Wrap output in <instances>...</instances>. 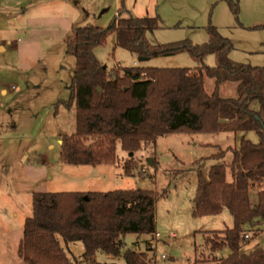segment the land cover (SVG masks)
I'll use <instances>...</instances> for the list:
<instances>
[{
	"label": "trees",
	"instance_id": "trees-1",
	"mask_svg": "<svg viewBox=\"0 0 264 264\" xmlns=\"http://www.w3.org/2000/svg\"><path fill=\"white\" fill-rule=\"evenodd\" d=\"M228 1L237 14L236 5ZM160 24L158 16L136 18L120 8L106 28L72 29L65 54L74 59L75 67L65 106H74L75 131L62 137L59 161L67 166L114 165L118 145L122 151L137 152L159 137L175 133L254 132L258 143L243 135L238 148L219 150L211 157L218 163L209 168L206 177L202 170L197 172L192 214L205 217L226 208L233 227L205 232L204 245L212 255L227 250V256L200 258L192 264H264V248L242 252L249 240L244 238L248 229L264 225V67L230 60L232 43L212 26L206 30L207 43L201 46L179 42L152 47L146 34ZM262 28L264 25L254 29ZM110 35H115L116 47L138 58L186 52L199 67L108 71L94 50ZM209 55L216 58L214 67L203 65ZM207 82H212L211 91L206 89ZM229 151L230 162H220ZM127 172L125 165L129 176ZM158 197L145 190L33 193L32 215L24 222L17 255L25 264H101L94 262V256L98 252L119 256L126 235L156 234ZM60 241L65 246L81 243L82 260L70 259ZM124 260L126 264H149L144 254L133 250L124 253Z\"/></svg>",
	"mask_w": 264,
	"mask_h": 264
},
{
	"label": "rangeland",
	"instance_id": "rangeland-1",
	"mask_svg": "<svg viewBox=\"0 0 264 264\" xmlns=\"http://www.w3.org/2000/svg\"><path fill=\"white\" fill-rule=\"evenodd\" d=\"M24 1L0 0V49L5 50L0 52V207L6 209L3 212L7 218L13 212L18 215L16 223L0 224V251L8 255L0 257V264L12 260L10 242L22 236L24 221L32 215V193L80 191L78 189L83 188H77L73 178L79 174H68L71 170L81 171V168L88 174L94 172L97 177L104 178L102 185L95 181L90 184L86 190L90 193L145 190L159 195L155 207V230L159 236L126 235L119 256L98 252L94 256L95 263L126 264L124 253L128 250L144 254L149 264H192L200 258L227 256V250L213 256L210 248L204 245L208 236L205 232L233 227L226 208L218 210L224 212L214 218H207L209 214L205 217L192 214L197 172L202 170L206 177L209 168L218 163L211 157L219 150L238 148L243 135L256 144L257 135L254 132L175 133L161 136L155 144L137 152L122 151L118 145L115 167L62 165L58 142L75 131L74 106H65L70 99L67 87L73 77L75 61L65 54V41L73 28L108 27L123 8L136 18L159 17L160 27L146 34L152 47L179 42L201 46L207 43L206 30L212 26L232 43L230 60L264 67V29H254L264 25V0H230L236 5L237 14L233 13L228 0H57L64 5L61 10L70 18L59 25L37 21L39 17L35 20L39 9L30 8ZM115 42V35H110L103 46L94 50L96 59L108 71L133 68L136 63L138 67L158 69L199 67L186 52L139 62L136 56L116 47ZM203 65L214 67L216 58L213 55L205 57ZM206 89L212 90V82H207ZM2 92L7 93L3 95ZM49 145L54 149H48ZM28 151L33 152L28 156L32 160L30 163L39 165L37 173L30 175L31 183L27 173L24 176L21 173L29 159ZM231 158L229 151L220 162L229 163ZM125 165L129 176L125 175ZM119 172L123 175L119 176ZM21 175L28 187L15 198L13 193L18 191ZM48 175L53 177L52 181L48 180ZM227 180H231L229 170ZM251 198L255 202L256 195L252 194ZM3 212L0 211V217ZM257 226L254 224L246 232L250 239L242 252L264 248V225L256 229ZM61 244L70 259L82 260L81 243Z\"/></svg>",
	"mask_w": 264,
	"mask_h": 264
},
{
	"label": "crops",
	"instance_id": "crops-1",
	"mask_svg": "<svg viewBox=\"0 0 264 264\" xmlns=\"http://www.w3.org/2000/svg\"><path fill=\"white\" fill-rule=\"evenodd\" d=\"M26 4L30 6H32L34 9L35 8H38L40 11L39 13L37 12V14L35 15V20L37 19V21H47V22H53V24L55 25H59V24H62L63 22H67V21H70L68 15L64 14L63 13V10H61L64 5L61 3V1H55V0H25L24 1ZM35 2V3H33ZM31 8V7H30ZM27 11V9H26ZM47 11L48 13L46 15H41L43 14V12ZM5 50L2 48L0 49V52H4ZM137 60H138V57H137ZM139 61V60H138ZM148 61V60H147ZM140 62V61H139ZM135 67H138L137 66V63L134 64ZM3 95H5L7 92H2ZM1 127V126H0ZM2 128V127H1ZM59 144H61L60 140L58 142ZM48 149H54V146L53 145H49L47 147ZM27 157L28 156H31L33 154V152L29 153V151L26 153ZM28 161L27 163L24 164V166L21 168V173H23L22 175L24 176L25 173H27V178L29 183H31L32 181V178H30V175L32 176V173L33 174H36L37 173V169L39 168V165L36 164V165H33L32 163H30L32 160L30 157H28ZM45 167L48 166V164L45 162L44 164ZM108 166H111V167H115L112 166V165H108ZM76 167H84V166H76ZM97 167H101V166H97ZM35 168V169H34ZM81 171H83L81 173ZM81 171H77V172H73L72 170L70 171V173L68 174L69 176L72 174H79L76 178L74 179L75 181V185H77L78 187L77 188H83V189H78L80 191H76V192H82V193H89L87 188H90V184L94 183V181L98 184L100 183V185H102V182H104V178L102 179V177H97L96 174L94 172H85L84 169L81 168ZM103 173V172H102ZM21 175V179H19V182L17 183V189L18 191L15 190V193L14 194V197L17 198L18 196H20V193H21V190L26 187H28V182L25 183L26 185H24V177ZM92 175V176H90ZM119 176H122L123 174L121 172L118 173ZM48 180L49 181H52L53 180V177H51L50 175H48ZM69 180V179H68ZM71 181L69 180L67 183H70ZM89 184V187H87ZM33 193H38V192H33ZM32 193V195H33ZM1 196V195H0ZM31 201H32V196H31ZM1 203V201H0ZM0 211L3 212V211H6V209L4 208H1L0 207ZM3 217H0V224H10V222L13 223H16L14 221H17V218H18V215L16 212H13L11 214L10 217L7 218V215L5 214V212H3ZM27 219V218H26ZM25 219V220H26ZM25 222V221H24ZM11 224V226H12ZM24 226V225H23ZM158 234V233H157ZM159 235V234H158ZM22 236H23V230H22ZM22 236L20 238H13L10 242L11 246H10V249H12V252H13V256H12V260L8 262H5V264H25L23 263V261L18 257L17 255V251H18V246H19V243L22 239ZM3 256H8L7 253H3L2 251H0V257H3Z\"/></svg>",
	"mask_w": 264,
	"mask_h": 264
},
{
	"label": "built area",
	"instance_id": "built-area-1",
	"mask_svg": "<svg viewBox=\"0 0 264 264\" xmlns=\"http://www.w3.org/2000/svg\"><path fill=\"white\" fill-rule=\"evenodd\" d=\"M224 211H221V212H217L216 214H213V215H210V216H208L207 218H214V217H218V216H220L222 213H223ZM261 234V233H260ZM156 236L158 237L159 235L156 233ZM262 236H263V238H264V233H262ZM246 240H248V239H250V237L248 236V235H245V237H244ZM162 259H165V257L164 256H162Z\"/></svg>",
	"mask_w": 264,
	"mask_h": 264
},
{
	"label": "water",
	"instance_id": "water-1",
	"mask_svg": "<svg viewBox=\"0 0 264 264\" xmlns=\"http://www.w3.org/2000/svg\"><path fill=\"white\" fill-rule=\"evenodd\" d=\"M138 60H139L140 62H145V61L148 60V58L139 57ZM103 68L105 69L106 66H103ZM98 91H100V90L98 89ZM149 164L152 165V161H151V160L149 161Z\"/></svg>",
	"mask_w": 264,
	"mask_h": 264
}]
</instances>
